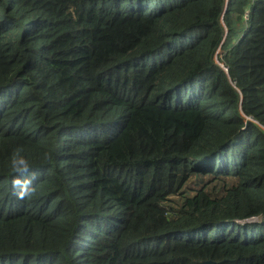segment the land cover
<instances>
[{
  "label": "trees",
  "instance_id": "16d2710c",
  "mask_svg": "<svg viewBox=\"0 0 264 264\" xmlns=\"http://www.w3.org/2000/svg\"><path fill=\"white\" fill-rule=\"evenodd\" d=\"M0 264H264V0H0Z\"/></svg>",
  "mask_w": 264,
  "mask_h": 264
}]
</instances>
